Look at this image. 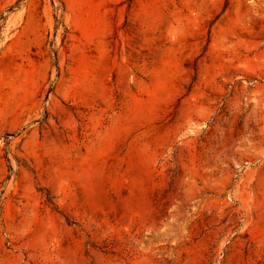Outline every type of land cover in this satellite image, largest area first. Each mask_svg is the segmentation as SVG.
I'll list each match as a JSON object with an SVG mask.
<instances>
[{"label":"rangeland","instance_id":"rangeland-1","mask_svg":"<svg viewBox=\"0 0 264 264\" xmlns=\"http://www.w3.org/2000/svg\"><path fill=\"white\" fill-rule=\"evenodd\" d=\"M0 264H264V0H0Z\"/></svg>","mask_w":264,"mask_h":264}]
</instances>
